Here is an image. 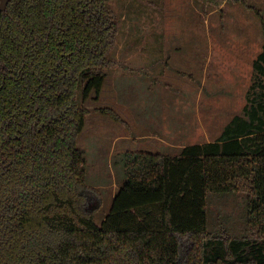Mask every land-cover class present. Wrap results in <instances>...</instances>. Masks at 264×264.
<instances>
[{
    "label": "trees",
    "instance_id": "16d2710c",
    "mask_svg": "<svg viewBox=\"0 0 264 264\" xmlns=\"http://www.w3.org/2000/svg\"><path fill=\"white\" fill-rule=\"evenodd\" d=\"M108 1L8 0L3 11L0 0V264H264L257 110L249 120L236 116L218 140L176 155L129 153L126 179L96 222L78 138L91 113L84 104L111 67ZM99 111L126 125L113 110ZM236 193L247 194L250 234L211 232L208 196Z\"/></svg>",
    "mask_w": 264,
    "mask_h": 264
},
{
    "label": "rangeland",
    "instance_id": "374dc122",
    "mask_svg": "<svg viewBox=\"0 0 264 264\" xmlns=\"http://www.w3.org/2000/svg\"><path fill=\"white\" fill-rule=\"evenodd\" d=\"M108 6L115 24L111 67L101 93L84 104L91 113L78 138L85 193L91 209H99V224L126 179L129 153L175 155L218 140L238 115L264 116V0L221 8L197 0H109ZM247 206L246 193L209 195V230L250 234Z\"/></svg>",
    "mask_w": 264,
    "mask_h": 264
},
{
    "label": "water",
    "instance_id": "95a60500",
    "mask_svg": "<svg viewBox=\"0 0 264 264\" xmlns=\"http://www.w3.org/2000/svg\"><path fill=\"white\" fill-rule=\"evenodd\" d=\"M8 0H1V8L3 11H7Z\"/></svg>",
    "mask_w": 264,
    "mask_h": 264
},
{
    "label": "crops",
    "instance_id": "0c3cea01",
    "mask_svg": "<svg viewBox=\"0 0 264 264\" xmlns=\"http://www.w3.org/2000/svg\"><path fill=\"white\" fill-rule=\"evenodd\" d=\"M158 153V152H157ZM176 155V154H175ZM116 194V193H115ZM115 194H114V196H115Z\"/></svg>",
    "mask_w": 264,
    "mask_h": 264
}]
</instances>
